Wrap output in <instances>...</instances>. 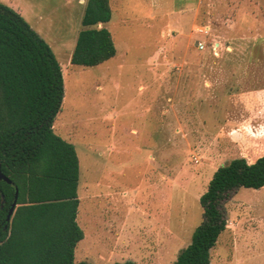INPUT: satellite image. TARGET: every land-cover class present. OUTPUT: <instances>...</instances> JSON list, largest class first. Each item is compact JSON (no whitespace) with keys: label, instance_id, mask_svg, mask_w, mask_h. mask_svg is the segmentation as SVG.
I'll return each mask as SVG.
<instances>
[{"label":"rangeland","instance_id":"obj_1","mask_svg":"<svg viewBox=\"0 0 264 264\" xmlns=\"http://www.w3.org/2000/svg\"><path fill=\"white\" fill-rule=\"evenodd\" d=\"M85 1L0 0L61 67L52 127L78 157L74 260L170 264L202 220L214 170L264 154L219 138L228 91L264 85V0H110L115 55L71 66ZM222 206L209 264H264V186L238 188Z\"/></svg>","mask_w":264,"mask_h":264},{"label":"trees","instance_id":"obj_2","mask_svg":"<svg viewBox=\"0 0 264 264\" xmlns=\"http://www.w3.org/2000/svg\"><path fill=\"white\" fill-rule=\"evenodd\" d=\"M110 0H86L71 66L92 67L116 49L105 27ZM63 98L61 67L49 45L14 9L0 2V264H89L75 261L78 157L52 125ZM264 186V154L218 166L200 195L202 220L170 264H209L227 225L222 202L238 188ZM17 188L16 206L7 211ZM111 264H136L131 260Z\"/></svg>","mask_w":264,"mask_h":264},{"label":"crops","instance_id":"obj_3","mask_svg":"<svg viewBox=\"0 0 264 264\" xmlns=\"http://www.w3.org/2000/svg\"><path fill=\"white\" fill-rule=\"evenodd\" d=\"M228 67L231 69L232 63ZM236 91L227 93L226 99L233 109L229 113L228 120L225 119L228 124L220 126L222 129L219 138L226 136V139L238 143L241 147L262 148L264 147V85L240 88Z\"/></svg>","mask_w":264,"mask_h":264},{"label":"water","instance_id":"obj_4","mask_svg":"<svg viewBox=\"0 0 264 264\" xmlns=\"http://www.w3.org/2000/svg\"><path fill=\"white\" fill-rule=\"evenodd\" d=\"M0 180H4L7 183H11L10 179H8L6 176H4L1 171H0ZM17 188H15V192H14V197H13V201L10 204V207L7 211V215H6V220H9L10 215L12 214V211L14 209V207L16 206V199H17Z\"/></svg>","mask_w":264,"mask_h":264},{"label":"built area","instance_id":"obj_5","mask_svg":"<svg viewBox=\"0 0 264 264\" xmlns=\"http://www.w3.org/2000/svg\"><path fill=\"white\" fill-rule=\"evenodd\" d=\"M199 30H203V28H199ZM197 46L199 47V48H202L203 46H204V44H203V42L202 41H197Z\"/></svg>","mask_w":264,"mask_h":264}]
</instances>
